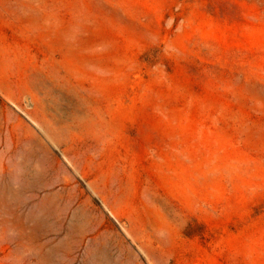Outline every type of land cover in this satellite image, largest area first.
Wrapping results in <instances>:
<instances>
[{"label":"rangeland","instance_id":"374dc122","mask_svg":"<svg viewBox=\"0 0 264 264\" xmlns=\"http://www.w3.org/2000/svg\"><path fill=\"white\" fill-rule=\"evenodd\" d=\"M0 264H264V0H0Z\"/></svg>","mask_w":264,"mask_h":264}]
</instances>
